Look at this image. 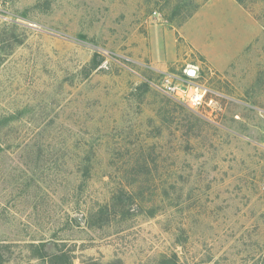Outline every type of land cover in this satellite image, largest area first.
<instances>
[{"label": "rangeland", "instance_id": "1", "mask_svg": "<svg viewBox=\"0 0 264 264\" xmlns=\"http://www.w3.org/2000/svg\"><path fill=\"white\" fill-rule=\"evenodd\" d=\"M184 70L209 106L143 85ZM0 244L2 264H264V0H0Z\"/></svg>", "mask_w": 264, "mask_h": 264}, {"label": "built area", "instance_id": "2", "mask_svg": "<svg viewBox=\"0 0 264 264\" xmlns=\"http://www.w3.org/2000/svg\"><path fill=\"white\" fill-rule=\"evenodd\" d=\"M104 55L106 58H110L107 53ZM192 73L191 70H184L183 75L162 73L158 83H152L151 81H147V83L158 92L172 96L190 109L197 110L201 107L209 106L213 100L212 98L206 99L208 90L192 79Z\"/></svg>", "mask_w": 264, "mask_h": 264}, {"label": "trees", "instance_id": "3", "mask_svg": "<svg viewBox=\"0 0 264 264\" xmlns=\"http://www.w3.org/2000/svg\"><path fill=\"white\" fill-rule=\"evenodd\" d=\"M143 85L145 87H149L148 84H147V82H144ZM120 196H123L124 197V201L123 202L121 201V203H118L117 204V202L119 201L118 198ZM115 200H116V202H115ZM131 201H132V198H131V194H129V191H127V189L126 190L123 189V187H120V189L117 192H115V193H113L111 195L109 203L107 205L105 204L104 207H99L97 209V211L94 213L93 216H95V215H102V214H103L102 215V218L105 217V216H107L106 219H105V221H102V219H100L101 220V224L103 223L102 226H104V225H106L109 222L110 219L108 220V218H109L110 215L111 216H116L120 212V210H123L124 208H126L127 206H129V204H130ZM108 208H110V210H108ZM5 246L6 245H4V244H0V255H1V252H2V248H6ZM30 247L34 248V245L33 244H30ZM43 257L44 256H39V257H36V258L43 259ZM52 258L54 260H62L63 264H70V262L69 261H66L65 257L62 256V255H52L49 258L50 261L52 260ZM0 264H2V263H0Z\"/></svg>", "mask_w": 264, "mask_h": 264}]
</instances>
